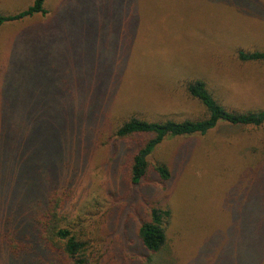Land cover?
<instances>
[{"label":"rangeland","instance_id":"1","mask_svg":"<svg viewBox=\"0 0 264 264\" xmlns=\"http://www.w3.org/2000/svg\"><path fill=\"white\" fill-rule=\"evenodd\" d=\"M86 1L46 0L48 17L0 28V146L8 122L4 90L12 75H39L31 89L40 107L33 109L25 100L17 106L19 115L30 117L50 115L47 104L54 101L55 77L80 72L86 84L78 97L99 101L105 117L94 131L96 145L90 143L89 129L86 150L78 148L73 154L66 147L59 168L52 169L55 181L70 182L72 215H96L103 242L115 240L127 264H264V127L220 122L205 136L168 138L149 162L167 163L172 178L163 183L152 167L142 183L121 185L122 191L123 147L111 146L114 129L133 116L149 121L204 118L205 106L187 91L195 81L205 82L228 110H264V60L244 63L238 58L239 51L264 52V0H88L87 18H78L70 31L56 26L66 19L67 3ZM32 4L0 0V15L16 14ZM52 23L55 28L46 29ZM109 24L118 33L109 37L107 31L92 42V32L108 30ZM111 44L118 52H108ZM34 47L41 51V65L20 63L11 74L7 68L15 58L33 62L28 51ZM98 64L113 67V84L97 82L96 69L89 73L87 68ZM18 114H11L15 128ZM39 119L41 124L53 122L50 116ZM102 141L106 148L100 149ZM1 191L0 221L9 217L7 196ZM158 204L169 208L171 217L163 251L151 255L136 230ZM4 246L0 237V264L7 260Z\"/></svg>","mask_w":264,"mask_h":264},{"label":"trees","instance_id":"2","mask_svg":"<svg viewBox=\"0 0 264 264\" xmlns=\"http://www.w3.org/2000/svg\"><path fill=\"white\" fill-rule=\"evenodd\" d=\"M87 1L67 3L63 9L66 19L60 24L56 23V26L60 30L63 27L64 30L70 31L78 18H87L90 13V5ZM49 14L46 0H33V4L24 11L0 15V28L10 22L36 16L48 17ZM54 17L55 13L51 20ZM114 25L109 24L108 30L92 32V42H95L102 34L105 35L107 31L109 37L115 32L118 33ZM52 27L55 28V23L47 26L46 29ZM123 34L122 36L128 39L124 32ZM131 34L132 32L129 31V35ZM116 41L115 39L110 40L113 43ZM112 45L109 46L108 52L112 53V50L118 49V46ZM28 54L33 62L20 60L19 57L15 58L12 61L14 66L12 67L11 64L7 68L11 67V74H13L12 71H18L20 63L32 64L35 68L38 64L41 65L40 50L34 47L28 51ZM45 58L48 64L47 53ZM238 58L244 63L260 62L264 60V52L239 51ZM87 69L89 73L96 69L97 82L114 83L111 81L112 66L105 69L98 64V67ZM17 74L11 76V85H6L4 90L6 96L4 114L8 122L4 125L7 134H1L3 141L1 140L0 146V160L2 161L0 176L3 177L0 178L4 180V185L2 188L0 186V190L2 189L1 192L6 194L9 203V210L7 209L9 217L0 221L1 241L8 252L7 263L5 261L4 264H127L126 257L121 253L123 249L114 244L115 240L103 242L99 233L101 232L100 219L94 218L96 215L92 214L91 217L84 213L72 215L68 207L73 192L70 182L55 181L56 171L52 174L53 167H55L54 170L59 168V160H62L61 157L66 147L70 146L73 154L78 148H84L82 151L86 150L85 142L88 139L86 135L89 129L92 134L90 143L97 144L95 142L98 140V134L94 131L100 129L101 126L97 123L103 122L105 117L100 108L101 103L99 101L86 102L80 99L78 94L84 89L85 78L80 72L73 75L64 71L54 78L55 86L51 84L55 96H53L54 101L47 104L49 107L47 110L53 122L41 124L39 118L48 116L23 117L18 114L17 109L20 100H25L33 109L42 104L31 89L39 75L26 74L30 77L23 79ZM70 80H73L72 83ZM26 86L27 90H25ZM71 87L76 90L73 94H71L72 90L67 92ZM187 91L191 97L205 106L207 115L204 118L183 121L169 119L149 121L133 116L114 129L115 140L111 146L122 145L123 169L126 173L118 190L122 191L123 185L137 186L142 183L152 167L163 183L172 178V172L167 163L160 162L151 166L149 162L156 149L168 138L205 136L220 122L235 127H264V110L252 112L228 110L213 97L203 81L189 83ZM104 103L105 101L102 102ZM16 112L18 121H15L14 125L18 128L13 126L11 120V114ZM100 144V149L106 148L103 141ZM170 215L169 208L161 207L159 204L154 205L137 227V238L144 250L151 255H159L167 243V226ZM89 218H92L91 221H88Z\"/></svg>","mask_w":264,"mask_h":264}]
</instances>
